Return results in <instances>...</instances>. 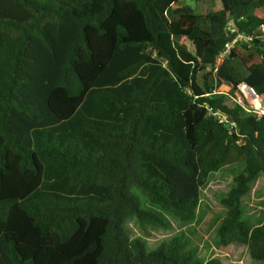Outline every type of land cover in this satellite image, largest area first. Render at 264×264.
<instances>
[{"label":"trees","instance_id":"1","mask_svg":"<svg viewBox=\"0 0 264 264\" xmlns=\"http://www.w3.org/2000/svg\"><path fill=\"white\" fill-rule=\"evenodd\" d=\"M192 1L0 0V264H221L125 222L193 221L232 164L218 244L264 261L242 211L264 117L233 100L243 82L264 97V0Z\"/></svg>","mask_w":264,"mask_h":264},{"label":"rangeland","instance_id":"2","mask_svg":"<svg viewBox=\"0 0 264 264\" xmlns=\"http://www.w3.org/2000/svg\"><path fill=\"white\" fill-rule=\"evenodd\" d=\"M182 1L195 8L192 0ZM195 10L204 14L207 9L205 6H198ZM227 90L226 86L220 87V91ZM241 168L242 164H232L210 175L207 183L200 189L199 205L193 221L182 223L170 214L164 213L170 223L169 228L165 230L151 227L135 217H130L125 222L126 232L130 238L145 239L150 248L176 237L184 250L190 251L195 259L202 262L213 257L221 264H264V261H252L245 247L240 244L220 247L216 236V229L226 215L221 199L234 185L233 176L239 173ZM250 187V191L242 197L243 219L250 226H256L264 222V175L258 174L250 183ZM145 206L153 208L148 203H145Z\"/></svg>","mask_w":264,"mask_h":264},{"label":"built area","instance_id":"3","mask_svg":"<svg viewBox=\"0 0 264 264\" xmlns=\"http://www.w3.org/2000/svg\"><path fill=\"white\" fill-rule=\"evenodd\" d=\"M231 27V23L228 24V28ZM260 31L264 33V24L261 25ZM242 35H237L235 39L226 44V50L218 57L216 64L228 53L229 49L238 40H241ZM227 87V86H226ZM229 90V88H228ZM233 100L240 106L244 107L247 111H251L258 118L264 117V100L263 95L255 91V89L246 83H240L233 93ZM222 121V119H220Z\"/></svg>","mask_w":264,"mask_h":264},{"label":"crops","instance_id":"4","mask_svg":"<svg viewBox=\"0 0 264 264\" xmlns=\"http://www.w3.org/2000/svg\"><path fill=\"white\" fill-rule=\"evenodd\" d=\"M242 169V168H241Z\"/></svg>","mask_w":264,"mask_h":264}]
</instances>
